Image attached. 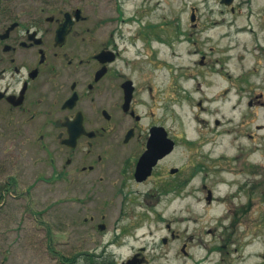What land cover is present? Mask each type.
I'll list each match as a JSON object with an SVG mask.
<instances>
[{
    "label": "flooded vegetation",
    "instance_id": "obj_1",
    "mask_svg": "<svg viewBox=\"0 0 264 264\" xmlns=\"http://www.w3.org/2000/svg\"><path fill=\"white\" fill-rule=\"evenodd\" d=\"M101 1L0 0V128L23 127L27 141L45 154L51 170L49 175L37 174L23 194L44 181L47 187L42 190L59 186L64 193L89 196L85 209L105 194L108 218L119 197L112 227L97 222L94 215L82 220L83 228L108 230V251L97 253L94 246L80 252L55 250L60 264H153L179 254L156 251L157 243L136 244L138 238L129 235L135 226L122 222L128 215L127 197L152 178L145 197L154 195L156 202L202 193L206 207L224 204L225 210L215 219L220 231L217 226L207 229L212 244L202 246V259L193 264H219L209 260L217 252L223 254L240 222L247 221L254 209L258 187L264 186L256 179L255 144L243 151L239 146L228 157L221 143L217 149L219 137L246 136L254 141L257 130H264V0H106L108 13L100 18ZM108 21L121 27L108 29ZM167 23L170 29L164 27ZM240 34L254 35L250 49L256 54L251 67L233 75L225 64L232 60L242 64L245 56L234 40ZM183 43L185 62H176L181 55H174L169 77L173 105L189 104L196 94L192 106L199 123L192 136L161 122L159 88L153 89L156 66L140 58L142 51H158L161 44ZM257 84L263 85L258 92ZM235 88L236 99L228 111L239 112L244 98L243 112L237 120L226 121L223 105ZM175 118L173 113L171 121ZM245 125L251 132L242 131ZM161 126L171 140L169 150H153L158 156L150 174L137 179V163L149 138L160 140L156 128ZM179 146L188 148L184 161L167 164L165 159ZM217 172L235 177L232 193L220 194L208 184ZM20 177L8 175L0 193L16 190ZM165 227L168 235H162L159 244L180 236L169 224ZM189 240L179 246L184 258L191 255Z\"/></svg>",
    "mask_w": 264,
    "mask_h": 264
},
{
    "label": "rangeland",
    "instance_id": "obj_2",
    "mask_svg": "<svg viewBox=\"0 0 264 264\" xmlns=\"http://www.w3.org/2000/svg\"><path fill=\"white\" fill-rule=\"evenodd\" d=\"M99 8L100 16H102L100 18H104L105 13H108L107 1L102 0L99 3ZM118 23L108 21V29L110 27L114 28L116 24L117 27H121V23ZM103 25L105 29V24ZM164 27L170 29L171 25L167 23ZM253 37L254 35L240 34L234 38L235 42L240 45V53L245 57L240 66L233 60L226 62L225 69L233 75L244 68L252 66L253 56L256 54L250 49V45L253 43L251 38L253 39ZM244 47H247L245 51H243ZM185 51L184 43L174 46L161 44L158 51H142L145 54L141 55L140 58L144 64L153 63L156 66L153 71V89L157 92L159 88L160 95L156 101L159 103L161 122L167 128L171 124L175 125L178 134L184 130L189 136H192L196 135L197 123H199L195 119L198 111L192 106L196 94L192 93L193 100L189 104L180 100V103L182 102L180 105H173L169 77V64L173 60L172 57L181 55V58L179 56L175 61L178 63L185 62ZM236 54H238L237 51H235ZM153 56L155 60H153ZM254 79L256 82L259 81L258 77H254ZM257 85L258 92L263 85ZM229 86L225 82V87ZM235 91L236 88L226 94L227 97L223 105L226 121L228 118L237 120L239 112L242 111L244 106V98H242L240 110L236 112L237 114L228 111V108L236 99ZM173 107L175 110H173ZM258 107L260 106L258 105ZM173 113L176 114V118L171 121ZM202 116L200 114L199 118ZM200 124L202 123L200 122ZM198 127H201V125H198ZM194 128L195 132H193ZM248 128L245 125L242 131L251 132ZM28 139V134L21 126L0 128V184L12 173L21 176L19 179L20 185L17 186L16 190L10 194L0 193V263L60 264L54 254L55 250L80 252L94 246L97 253L108 251L106 247L108 230H99L94 227L83 228L81 227L82 220L84 217L94 215L97 222H104L106 226L112 227L119 214V197H116L108 218L107 197L105 194L94 197L95 202L92 207L86 209L85 203L86 199L90 198L89 196L72 193L71 191L64 193L58 190L59 186L42 190L47 187L42 185L44 181H39L37 190H33L29 194H23L25 191L23 189L28 186L30 181L35 180L37 174L49 175L51 171L48 162L44 159L45 154L35 150V147L27 141ZM220 143L226 157L236 154L239 146L243 151L246 147L252 149L255 144L256 179L257 181H264V130H257L254 141L246 136L235 140L228 136L223 139L219 137L217 140V149L219 150L222 148ZM187 149V147L179 146L173 154L165 159V162L167 164L183 162ZM34 157L36 160H34ZM103 170L107 169L104 167ZM231 177V175L224 172L212 173L207 182L220 194L232 193L235 183ZM242 177H244L243 172L240 175V178ZM151 181L153 182L154 178ZM229 181H232V183H229ZM150 182L135 186L137 192L127 197L128 203L125 208L128 215L124 217L122 222L136 227L129 229V235L138 238L137 245L153 246L157 243L158 248H156V251H168L171 253L170 256L175 252L179 254L176 259L172 256L167 260H156L153 264H193L201 261L198 259H202L205 253L202 246L212 244L211 239H213L211 234L206 231L217 226L215 219L224 212L225 205L216 203L213 206L206 207L202 193L174 201H170L168 198L165 200L161 197L159 202H156V196L154 195L145 197V193L151 189ZM263 191L264 186L258 187L256 205L247 215L248 220L240 222L233 240L226 243L223 254L215 253L212 255L214 258L209 262L216 260L215 262L218 261L219 264H264ZM166 224H169L180 236L168 244H159V238L162 235H168ZM220 229L221 227L217 226V232ZM84 230L88 233H84ZM189 236H192V239L189 240ZM129 240L132 241V238H129ZM185 240H189V251L191 252V255L187 258H184L179 251V246ZM218 244H221V241H218ZM221 256L224 257L223 261L216 259Z\"/></svg>",
    "mask_w": 264,
    "mask_h": 264
},
{
    "label": "water",
    "instance_id": "obj_3",
    "mask_svg": "<svg viewBox=\"0 0 264 264\" xmlns=\"http://www.w3.org/2000/svg\"><path fill=\"white\" fill-rule=\"evenodd\" d=\"M157 130L160 129V140L154 139L153 137L149 138L148 141V149L145 151L144 154L141 155L136 171L135 176L137 179L145 178L148 174H150L153 164L158 155L153 153V150L161 149V150H169V146L171 145V140L166 136L164 128L157 127ZM168 146V148H167ZM102 226V225H101Z\"/></svg>",
    "mask_w": 264,
    "mask_h": 264
},
{
    "label": "trees",
    "instance_id": "obj_4",
    "mask_svg": "<svg viewBox=\"0 0 264 264\" xmlns=\"http://www.w3.org/2000/svg\"><path fill=\"white\" fill-rule=\"evenodd\" d=\"M97 264H99V263H97Z\"/></svg>",
    "mask_w": 264,
    "mask_h": 264
}]
</instances>
